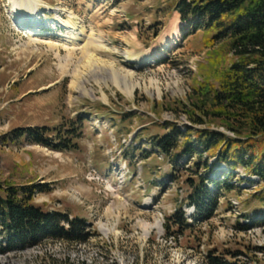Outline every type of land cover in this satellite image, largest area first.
<instances>
[{
    "label": "rangeland",
    "instance_id": "1",
    "mask_svg": "<svg viewBox=\"0 0 264 264\" xmlns=\"http://www.w3.org/2000/svg\"><path fill=\"white\" fill-rule=\"evenodd\" d=\"M35 1L48 43L33 46V28L20 25L0 0V179L43 188L34 204L84 219L92 237L4 252L0 236V264H208L211 252L228 263L264 264V227L244 218L259 207L253 196L260 185L241 171L235 175L243 181L232 182L240 195L219 192L210 220L183 234L173 225L172 236L166 230L177 210L196 222L187 204L193 161L175 166L158 152L151 139L164 132L155 123L192 126L181 103L190 106L196 85L214 75L211 55L231 62L227 50L204 47L203 31L194 32L174 10L178 0ZM175 22L177 37L162 45ZM127 115L132 119L123 122ZM73 123L84 135L78 151L5 141L17 129ZM205 128L227 133L217 124L195 127ZM228 175L218 170L214 177Z\"/></svg>",
    "mask_w": 264,
    "mask_h": 264
},
{
    "label": "trees",
    "instance_id": "2",
    "mask_svg": "<svg viewBox=\"0 0 264 264\" xmlns=\"http://www.w3.org/2000/svg\"><path fill=\"white\" fill-rule=\"evenodd\" d=\"M174 10L194 32L203 31L206 49L222 45L220 52L227 50L232 60L227 63L219 52L211 55L215 82L205 77L193 90L195 101L190 106L181 103L192 123L185 132L174 123H155L164 133L151 139L154 148L174 158L175 166H180V160L193 161V178L187 180V204L194 207L196 222L190 223L186 213L177 210L168 218L167 233L173 235L170 225L183 234L197 223L210 220L219 208V192L240 195L241 189L232 184L237 179L243 181L235 175L236 171L258 180L260 189L253 197L259 207L244 218L264 227V0H178ZM130 119L131 115L122 117L123 122ZM208 123L223 127L227 133L195 129ZM49 131L56 134L55 139L46 136ZM82 131L74 123L54 130L17 129L5 141L21 144L26 140L62 152L78 151V141L84 137ZM218 170L228 171V178L221 181L214 177ZM44 191L35 185L19 186L0 179V236L6 243L2 245L4 252L54 240L82 244L92 237L84 219L46 212L36 206L35 195ZM207 260L208 264H233L215 252L209 253Z\"/></svg>",
    "mask_w": 264,
    "mask_h": 264
},
{
    "label": "bare ground",
    "instance_id": "3",
    "mask_svg": "<svg viewBox=\"0 0 264 264\" xmlns=\"http://www.w3.org/2000/svg\"><path fill=\"white\" fill-rule=\"evenodd\" d=\"M7 3L5 6L9 7V8H13L12 9V13L14 15V17H21L19 20V24L20 25H24V26H29V28H33V32L31 31V33L28 34V37L30 38V45H39V44H47L48 42L42 41V38L46 37V35L44 33H42L41 31H39L38 26L39 23L37 22V19H39L37 16V3L35 0H7ZM25 8L26 10L29 11V15L24 16L23 12H22V8ZM68 26H72L74 28L75 25L71 22L67 23ZM176 22L175 24L172 26L173 28V32L171 33V35L165 37L162 39V45H167L169 42H172L178 35V31L175 28L176 26ZM58 37L59 38H63L62 33H58ZM76 46V45H73ZM148 57V59H151L152 53L146 55ZM101 61L96 60L93 56H91V61H90V65H97L99 64ZM98 66V65H97ZM96 67V66H95ZM125 74V73H124ZM130 76V73H126L125 75H123V77H127ZM126 81V79H125ZM131 93V92H130ZM157 227H161L160 222L157 223ZM102 231L108 235L109 234V230L105 227H102Z\"/></svg>",
    "mask_w": 264,
    "mask_h": 264
}]
</instances>
